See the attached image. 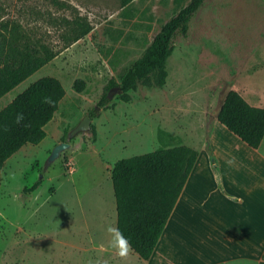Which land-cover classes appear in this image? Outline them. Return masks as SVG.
I'll list each match as a JSON object with an SVG mask.
<instances>
[{"label":"rangeland","instance_id":"374dc122","mask_svg":"<svg viewBox=\"0 0 264 264\" xmlns=\"http://www.w3.org/2000/svg\"><path fill=\"white\" fill-rule=\"evenodd\" d=\"M190 1L0 0V36L55 54L1 97L0 109L43 76L57 77L66 90L46 137L24 145L3 167L0 264H114L101 245L115 229L113 166L159 147L189 146L198 152L197 167L234 165L228 175L235 178L246 171L239 165H252L246 176L257 186L234 194L264 199V140L259 153L218 120L230 90L264 107V0H206L188 32L175 37L163 69L99 105ZM78 22L91 30L68 42ZM76 80L85 82L81 91ZM92 110L90 131L69 139ZM63 141L71 146L50 162ZM38 179V189L25 193Z\"/></svg>","mask_w":264,"mask_h":264},{"label":"trees","instance_id":"16d2710c","mask_svg":"<svg viewBox=\"0 0 264 264\" xmlns=\"http://www.w3.org/2000/svg\"><path fill=\"white\" fill-rule=\"evenodd\" d=\"M206 0H191L168 20L156 34L144 54L135 60L118 85L123 93L150 74L163 69L172 51L177 34H186L192 17ZM72 40L88 34L90 24L78 22ZM47 50L41 54L36 47L17 46L0 36V98L37 72L53 57ZM85 82L76 80L75 88L84 89ZM66 94L63 83L54 76H43L0 109V176L6 161L28 143L38 144L46 137L45 126L53 119ZM104 94L100 106L107 104ZM95 110L89 114L92 119ZM23 119L18 121V116ZM218 120L253 149L264 140V107L251 105L238 91L230 90L218 113ZM198 152L186 145L158 149L119 159L112 169L116 198L117 229L123 233L130 248L149 260L183 192L197 162ZM42 179L25 193L38 189Z\"/></svg>","mask_w":264,"mask_h":264},{"label":"crops","instance_id":"0c3cea01","mask_svg":"<svg viewBox=\"0 0 264 264\" xmlns=\"http://www.w3.org/2000/svg\"><path fill=\"white\" fill-rule=\"evenodd\" d=\"M239 167L246 170L241 178L228 175L234 165H195L151 258L132 254L129 245L120 255L111 237L101 244L111 261L128 264L131 255L145 264H264V199L234 194L243 185L257 186L246 176L252 165Z\"/></svg>","mask_w":264,"mask_h":264},{"label":"water","instance_id":"95a60500","mask_svg":"<svg viewBox=\"0 0 264 264\" xmlns=\"http://www.w3.org/2000/svg\"><path fill=\"white\" fill-rule=\"evenodd\" d=\"M122 92L123 90L121 87H116L108 92L107 97L112 98L113 94L122 93ZM90 128H91V118L90 116H85L84 119L79 124H77L74 128H72V130L69 132L68 138L71 139L80 133H87L90 131ZM70 146L71 144L66 141L57 144L52 150L49 161L51 162L56 158H58L61 152Z\"/></svg>","mask_w":264,"mask_h":264},{"label":"clouds","instance_id":"9594fccd","mask_svg":"<svg viewBox=\"0 0 264 264\" xmlns=\"http://www.w3.org/2000/svg\"><path fill=\"white\" fill-rule=\"evenodd\" d=\"M18 121L23 119V115L18 116ZM109 233L112 235V247L116 248L119 251L120 255H125L128 247V241L126 237H124L123 233L118 229H114L109 227Z\"/></svg>","mask_w":264,"mask_h":264}]
</instances>
